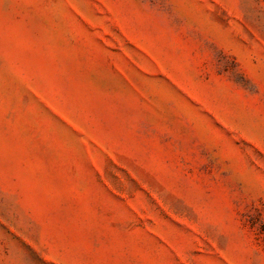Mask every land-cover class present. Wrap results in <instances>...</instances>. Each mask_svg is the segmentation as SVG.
Here are the masks:
<instances>
[{"label": "rangeland", "instance_id": "374dc122", "mask_svg": "<svg viewBox=\"0 0 264 264\" xmlns=\"http://www.w3.org/2000/svg\"><path fill=\"white\" fill-rule=\"evenodd\" d=\"M0 264H264V0H0Z\"/></svg>", "mask_w": 264, "mask_h": 264}]
</instances>
